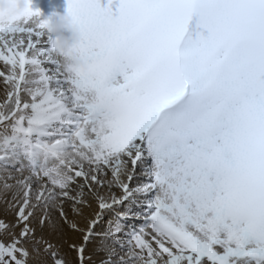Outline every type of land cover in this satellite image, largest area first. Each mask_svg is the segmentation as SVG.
Masks as SVG:
<instances>
[{"label": "snow or ice", "instance_id": "snow-or-ice-1", "mask_svg": "<svg viewBox=\"0 0 264 264\" xmlns=\"http://www.w3.org/2000/svg\"><path fill=\"white\" fill-rule=\"evenodd\" d=\"M66 11L82 32L77 71L38 22L0 23V133L48 137L5 162L51 165L0 171L15 212L0 220V264L41 252L71 264L37 235L58 221L81 238L75 264H264V0ZM62 115L74 131H41Z\"/></svg>", "mask_w": 264, "mask_h": 264}, {"label": "rangeland", "instance_id": "rangeland-1", "mask_svg": "<svg viewBox=\"0 0 264 264\" xmlns=\"http://www.w3.org/2000/svg\"><path fill=\"white\" fill-rule=\"evenodd\" d=\"M34 9H39L43 16H47L53 11L63 14L66 11V0H32ZM19 35V34H17ZM47 47H51V45H47ZM5 70V65L3 61H0V71ZM3 80V81H2ZM3 83H2V82ZM8 85L5 84L4 78L0 76V96L1 94L5 95V89ZM65 120V117L62 115L58 121H54L51 126L42 129V132L51 133L54 129H59L62 132L71 133L74 131L72 125H62L60 121ZM11 134L8 133H0V171H15L19 169L22 165H28L29 163L34 164V166L39 169L41 166L51 167L50 162L46 163L43 160V157L34 158L31 161L29 159L20 160L17 159L15 164L9 165L5 162V157H8L12 151H16L20 154L26 155L28 152L29 143H34L37 139L45 140L48 139L47 136H41L38 133H32L30 136H25L24 134H19L17 136L11 137V143H9V137ZM54 138V137H53ZM2 181H0V195H4L2 190ZM9 183H14V181H10ZM9 198V197H8ZM12 199V198H11ZM1 200V199H0ZM7 201V200H6ZM2 209L0 210V220L6 223L15 222V212L12 210ZM14 213V214H13ZM6 214H9L8 217ZM8 220V221H7ZM54 220L58 221L57 217H54ZM37 227V235L46 236L49 242H51L60 252L61 256L64 259H67L71 262V264H75V252L72 251V243H79L80 236L77 233H73L71 229L64 225L62 222L58 221L57 230H50L47 225H45L44 232L40 231L39 225ZM75 234L73 237H71ZM65 242V243H64ZM42 258L48 263L53 264V261L50 255H45L41 252ZM73 260V261H72ZM31 264H35L31 262Z\"/></svg>", "mask_w": 264, "mask_h": 264}, {"label": "clouds", "instance_id": "clouds-1", "mask_svg": "<svg viewBox=\"0 0 264 264\" xmlns=\"http://www.w3.org/2000/svg\"><path fill=\"white\" fill-rule=\"evenodd\" d=\"M15 17H28L42 25L44 37L68 71L84 68L79 54L81 28L67 11L63 14L53 11L42 18L41 11L34 9L32 0H0V23H7Z\"/></svg>", "mask_w": 264, "mask_h": 264}, {"label": "bare ground", "instance_id": "bare-ground-1", "mask_svg": "<svg viewBox=\"0 0 264 264\" xmlns=\"http://www.w3.org/2000/svg\"><path fill=\"white\" fill-rule=\"evenodd\" d=\"M3 81V80H2ZM1 81V82H2ZM3 83V82H2ZM5 98V95L4 94H1V96H0V101H2L3 99ZM4 193V192H3ZM9 197V198H8ZM11 198H12V193L11 192H8V193H5L3 196L2 195H0V210H2V209H4V210H6V208H8V204H9V202H11ZM7 200V201H6ZM9 210V209H8ZM3 211V210H2ZM3 213H4V211H3ZM5 214V213H4ZM14 214V213H13ZM7 216L9 215V214H6ZM8 217H10V215L8 216ZM8 221V220H7ZM12 223H14V221H11ZM44 232V231H43ZM74 233V232H73ZM75 234H73L71 237H73ZM45 238H46V236H45ZM65 243V242H64ZM95 259V258H94ZM73 261V260H72ZM33 263H35V264H48L43 258H42V256L40 255V257L39 258H36V259H34L33 261H32Z\"/></svg>", "mask_w": 264, "mask_h": 264}]
</instances>
